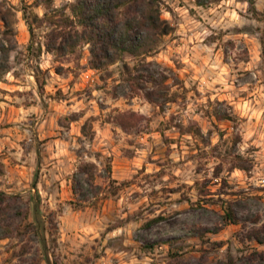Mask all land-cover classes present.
<instances>
[{
	"label": "rangeland",
	"instance_id": "rangeland-1",
	"mask_svg": "<svg viewBox=\"0 0 264 264\" xmlns=\"http://www.w3.org/2000/svg\"><path fill=\"white\" fill-rule=\"evenodd\" d=\"M73 2L0 0V264H264V0H157L167 34L104 70L44 51Z\"/></svg>",
	"mask_w": 264,
	"mask_h": 264
},
{
	"label": "trees",
	"instance_id": "trees-1",
	"mask_svg": "<svg viewBox=\"0 0 264 264\" xmlns=\"http://www.w3.org/2000/svg\"><path fill=\"white\" fill-rule=\"evenodd\" d=\"M69 10V14L59 17L45 13L39 20L46 21L50 28L44 51L56 53L61 58L74 53L83 45H88V66L94 70H104L124 55L152 51L158 38L169 30L160 19L157 0H74ZM1 20L5 29L2 35L6 38L11 22L4 12L1 13ZM6 41V44L0 45V77L9 70L12 44L9 39ZM56 73H61L60 67L56 69ZM133 88H137L134 83ZM137 119L138 115L134 112H116L113 120L124 132H128ZM84 165L81 170L87 172L91 164ZM88 177L92 181V174L88 173ZM122 184L124 183L120 185ZM11 198L0 191V217L8 213ZM36 206L37 213L38 205ZM222 219L224 225L238 223L232 211H226ZM39 221L35 214V224H39ZM260 257V253L254 252L248 258L255 261ZM223 264L238 263L229 258Z\"/></svg>",
	"mask_w": 264,
	"mask_h": 264
},
{
	"label": "crops",
	"instance_id": "crops-1",
	"mask_svg": "<svg viewBox=\"0 0 264 264\" xmlns=\"http://www.w3.org/2000/svg\"><path fill=\"white\" fill-rule=\"evenodd\" d=\"M29 108H30V107H29ZM0 144H1V142H0ZM3 148H4V146H3V145H1V146H0V150H1V149H3ZM8 183H9V182H8Z\"/></svg>",
	"mask_w": 264,
	"mask_h": 264
}]
</instances>
